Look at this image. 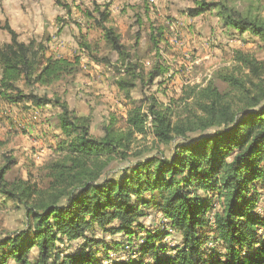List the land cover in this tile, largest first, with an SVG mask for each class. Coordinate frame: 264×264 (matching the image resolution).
<instances>
[{"label":"trees","instance_id":"1","mask_svg":"<svg viewBox=\"0 0 264 264\" xmlns=\"http://www.w3.org/2000/svg\"><path fill=\"white\" fill-rule=\"evenodd\" d=\"M57 3L72 13L71 3ZM93 5L83 16L101 31L111 54L91 59L110 68L127 107L125 124L112 113L100 136L91 132V115L79 114L58 93L37 90L75 77L83 54H49L51 38L25 42L0 22L11 36L0 44V103L55 107L50 124L63 133L41 167L43 187L12 175L18 161L0 139V195L24 206L27 221L0 237V264H264V209H258L264 199V61L236 49L231 68L185 87L170 104L155 95L136 99L133 90L151 88L168 72L160 61L165 27L153 28L150 51L158 61L148 69L140 39L127 45L111 24L110 1ZM252 6L196 0L186 13L215 11L229 35L249 32L264 48V16ZM78 44L92 49L84 37ZM149 133L150 146H135ZM153 209L160 221L147 225L143 219ZM98 230L123 237L109 245ZM111 250L126 256L112 259Z\"/></svg>","mask_w":264,"mask_h":264},{"label":"rangeland","instance_id":"2","mask_svg":"<svg viewBox=\"0 0 264 264\" xmlns=\"http://www.w3.org/2000/svg\"><path fill=\"white\" fill-rule=\"evenodd\" d=\"M4 1L0 0L1 6ZM56 1L12 0L16 8L22 4L20 6L22 11L28 14L29 19L32 16L34 24L36 21L40 23V26L34 25L40 33L30 30L32 28L29 26L18 29L19 39L28 42L31 38L46 33V37L52 39L47 42L49 54L69 57L76 52L83 54L82 71L75 77L49 87H39L37 90L40 94L58 93L65 97L79 114L91 115V132L94 136L103 134L102 125L110 114L118 115L121 119L120 125L125 124L127 116L124 95L113 84L110 68L91 59V55L111 54L101 38V31L90 28V22H86L83 16V10H92L94 2L103 4L110 1L111 24L122 34V40L127 45H134L137 38L140 39L141 53L146 55L148 69L158 61L150 51L151 34L155 35L153 28L165 27L166 40L160 44V61L168 67V72L165 76L158 77L151 88L143 91L139 86L133 90L132 96L136 99L155 95L163 103L170 104L172 100L182 96L185 87L203 85L215 71L231 68L235 63L236 49L249 51L264 61V48L258 36L249 32L242 36L229 35L215 11L190 17L186 9L194 7L196 0H75V2L64 0L72 5L70 15ZM250 2L253 3L252 9L256 12L260 11L264 16V0H238L242 5H248ZM57 17H62L63 20L57 21ZM139 17L141 24L138 22ZM0 21L5 24L7 20L2 16ZM78 24H81L83 30H80ZM57 25H63L61 33L57 32ZM83 37L91 43L92 49L86 51L80 49L78 41ZM10 39L7 30L0 28V44ZM112 57L116 59L115 55ZM57 111L55 107L39 108L31 102L17 105L0 103V139L5 141L4 150L15 156L18 161L13 176L21 175L30 178L41 187L45 186V175L41 167L54 156V146L63 137L61 129L50 124L51 117ZM153 141L154 136L149 133L135 146L148 147ZM165 151L169 154V150ZM135 159L132 157L131 161ZM0 163H2L1 155ZM128 163H124L123 166ZM258 209H264V199L259 203ZM148 211H151V216L144 218L143 221L147 225L156 223V220L158 223L161 214H157L154 209ZM26 226L24 206L0 195V237L7 233L18 232ZM96 235L109 245L123 237L121 234H105L101 230H98ZM178 237V234L174 235L175 239ZM36 252L37 249L32 250L33 254ZM110 256L112 259H120L126 254L124 256L120 251L111 250ZM103 260L107 259L103 258ZM9 264L15 263L10 261Z\"/></svg>","mask_w":264,"mask_h":264},{"label":"crops","instance_id":"3","mask_svg":"<svg viewBox=\"0 0 264 264\" xmlns=\"http://www.w3.org/2000/svg\"><path fill=\"white\" fill-rule=\"evenodd\" d=\"M20 6H22V4L18 5V7H17L18 9H17L12 4V0L11 1L10 0H5L4 4L2 6L0 5V20H1L2 16H3L7 20L6 22H8L12 26V28L15 29L17 32H18V29H20L21 27L29 26V27L32 28L30 30L34 31L35 33H40L39 29L34 27L35 24L40 26V23L38 24V21H36V23L34 24L32 22V19H33L32 16L29 19L28 18V14L23 12L22 11V7H20ZM19 7H20V10H19ZM42 21H43L42 23L44 24L45 20L43 19ZM14 22L17 23V25H15ZM1 24H3V23L1 22ZM56 28H57V32H58V25L56 26ZM44 37H46V33H44L43 36H35L33 38L41 39V38H44ZM33 38H31V39H33ZM56 55H61V54H56Z\"/></svg>","mask_w":264,"mask_h":264}]
</instances>
